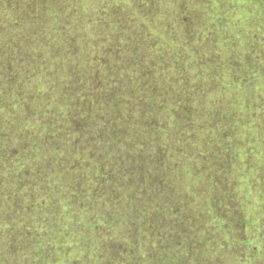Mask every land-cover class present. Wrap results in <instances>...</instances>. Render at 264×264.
I'll return each instance as SVG.
<instances>
[{
	"label": "trees",
	"instance_id": "1",
	"mask_svg": "<svg viewBox=\"0 0 264 264\" xmlns=\"http://www.w3.org/2000/svg\"><path fill=\"white\" fill-rule=\"evenodd\" d=\"M0 264H264V0H0Z\"/></svg>",
	"mask_w": 264,
	"mask_h": 264
},
{
	"label": "rangeland",
	"instance_id": "2",
	"mask_svg": "<svg viewBox=\"0 0 264 264\" xmlns=\"http://www.w3.org/2000/svg\"><path fill=\"white\" fill-rule=\"evenodd\" d=\"M236 4V2L234 3ZM230 13V12H229ZM234 15V14H233ZM241 19H245V13L243 12V17Z\"/></svg>",
	"mask_w": 264,
	"mask_h": 264
}]
</instances>
